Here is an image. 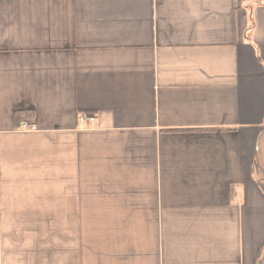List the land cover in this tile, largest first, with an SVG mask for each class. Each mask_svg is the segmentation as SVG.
Wrapping results in <instances>:
<instances>
[{"label":"crops","instance_id":"0c3cea01","mask_svg":"<svg viewBox=\"0 0 264 264\" xmlns=\"http://www.w3.org/2000/svg\"><path fill=\"white\" fill-rule=\"evenodd\" d=\"M0 264H264V0H0Z\"/></svg>","mask_w":264,"mask_h":264},{"label":"built area","instance_id":"2783aa9c","mask_svg":"<svg viewBox=\"0 0 264 264\" xmlns=\"http://www.w3.org/2000/svg\"><path fill=\"white\" fill-rule=\"evenodd\" d=\"M97 117H92L91 120H97ZM22 128L24 130H31L33 129V126L28 122V121H24V123L22 124Z\"/></svg>","mask_w":264,"mask_h":264}]
</instances>
